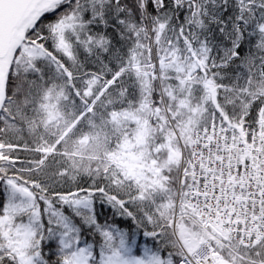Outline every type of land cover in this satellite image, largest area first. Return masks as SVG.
Masks as SVG:
<instances>
[{"label": "snow or ice", "instance_id": "1", "mask_svg": "<svg viewBox=\"0 0 264 264\" xmlns=\"http://www.w3.org/2000/svg\"><path fill=\"white\" fill-rule=\"evenodd\" d=\"M0 264H264V0H0Z\"/></svg>", "mask_w": 264, "mask_h": 264}]
</instances>
